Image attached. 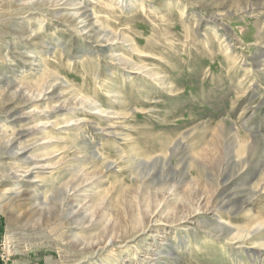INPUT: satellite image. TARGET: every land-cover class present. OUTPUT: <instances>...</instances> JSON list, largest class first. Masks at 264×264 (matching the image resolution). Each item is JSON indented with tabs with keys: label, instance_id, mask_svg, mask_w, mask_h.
Returning <instances> with one entry per match:
<instances>
[{
	"label": "rangeland",
	"instance_id": "1",
	"mask_svg": "<svg viewBox=\"0 0 264 264\" xmlns=\"http://www.w3.org/2000/svg\"><path fill=\"white\" fill-rule=\"evenodd\" d=\"M1 99L0 264H264V0H0Z\"/></svg>",
	"mask_w": 264,
	"mask_h": 264
},
{
	"label": "bare ground",
	"instance_id": "2",
	"mask_svg": "<svg viewBox=\"0 0 264 264\" xmlns=\"http://www.w3.org/2000/svg\"><path fill=\"white\" fill-rule=\"evenodd\" d=\"M17 26L19 27L18 29H19V31H16L14 34L15 35H17L20 39H23V37H24V29H21V26H20V24H17ZM16 30V29H15ZM25 38V37H24ZM13 54V53H12ZM16 56L18 57V58H20V59H22L23 57H22V54L21 53H19V54H16ZM11 100L10 99H1L0 100V112L1 111H3V110H7V109H10L9 107H10V105H12L11 104ZM8 105V106H7ZM17 105V104H16ZM4 113H5V111H3ZM7 112V111H6ZM20 134H22V133H20ZM3 192V195H5L6 194V189L5 190H3L2 191ZM57 200H59V199H57ZM61 200V199H60ZM59 200V201H60ZM62 201H63V199H62ZM56 206H57V204H56ZM164 254V253H163ZM162 254V255H163ZM165 255V254H164ZM7 260V259H6Z\"/></svg>",
	"mask_w": 264,
	"mask_h": 264
},
{
	"label": "crops",
	"instance_id": "3",
	"mask_svg": "<svg viewBox=\"0 0 264 264\" xmlns=\"http://www.w3.org/2000/svg\"><path fill=\"white\" fill-rule=\"evenodd\" d=\"M0 224H1V221H0Z\"/></svg>",
	"mask_w": 264,
	"mask_h": 264
}]
</instances>
